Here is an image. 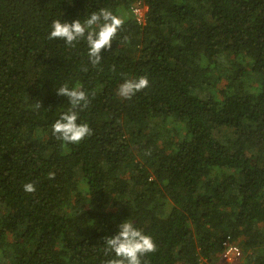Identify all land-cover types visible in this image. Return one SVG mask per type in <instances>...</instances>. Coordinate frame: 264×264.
<instances>
[{
    "label": "trees",
    "instance_id": "16d2710c",
    "mask_svg": "<svg viewBox=\"0 0 264 264\" xmlns=\"http://www.w3.org/2000/svg\"><path fill=\"white\" fill-rule=\"evenodd\" d=\"M101 8L125 23L99 66L48 39ZM63 85L89 94L76 145L51 132ZM124 220L148 264H220L224 240L264 264V0H0V264H106Z\"/></svg>",
    "mask_w": 264,
    "mask_h": 264
},
{
    "label": "clouds",
    "instance_id": "9594fccd",
    "mask_svg": "<svg viewBox=\"0 0 264 264\" xmlns=\"http://www.w3.org/2000/svg\"><path fill=\"white\" fill-rule=\"evenodd\" d=\"M124 23V18L107 8H101L91 12L83 22L80 19H75L71 23L53 20L48 39L63 40L70 47H75L82 40L85 41L89 62L93 67H97L101 64L102 50L111 48L112 41L116 39ZM112 70L115 71L114 66ZM148 86L147 76L126 78L119 85L117 95L122 99L130 100ZM56 94L66 97L70 108L52 124V135L64 143L79 144L92 135V129L87 123H77L79 111H83L90 104L89 94L80 86L69 88L68 85L61 86ZM40 107V102L36 101L34 108ZM47 177L50 180L54 179L55 173L49 171ZM22 187L26 193L36 191V186L32 182L25 183ZM104 239L105 254H114L113 258L106 261V264H148L147 259L144 258L157 251V245L152 236L135 227L130 220L122 221L118 225L116 234Z\"/></svg>",
    "mask_w": 264,
    "mask_h": 264
},
{
    "label": "built area",
    "instance_id": "2783aa9c",
    "mask_svg": "<svg viewBox=\"0 0 264 264\" xmlns=\"http://www.w3.org/2000/svg\"><path fill=\"white\" fill-rule=\"evenodd\" d=\"M131 12L136 22L139 25H143L145 22L144 15L146 12V7L136 4L132 7ZM221 246H222V254H221L222 262L226 264H230L240 257L241 252L239 247L235 244H232L229 240H224Z\"/></svg>",
    "mask_w": 264,
    "mask_h": 264
},
{
    "label": "rangeland",
    "instance_id": "374dc122",
    "mask_svg": "<svg viewBox=\"0 0 264 264\" xmlns=\"http://www.w3.org/2000/svg\"><path fill=\"white\" fill-rule=\"evenodd\" d=\"M232 263H234V262H232ZM232 263H230V264H232ZM220 264H226V263H224V262H222V261H221V263H220Z\"/></svg>",
    "mask_w": 264,
    "mask_h": 264
},
{
    "label": "bare ground",
    "instance_id": "6f19581e",
    "mask_svg": "<svg viewBox=\"0 0 264 264\" xmlns=\"http://www.w3.org/2000/svg\"><path fill=\"white\" fill-rule=\"evenodd\" d=\"M236 261V260H235ZM235 261H233V262H235Z\"/></svg>",
    "mask_w": 264,
    "mask_h": 264
}]
</instances>
